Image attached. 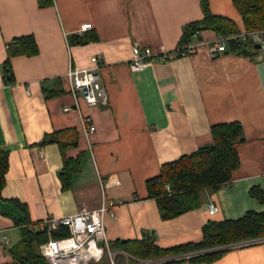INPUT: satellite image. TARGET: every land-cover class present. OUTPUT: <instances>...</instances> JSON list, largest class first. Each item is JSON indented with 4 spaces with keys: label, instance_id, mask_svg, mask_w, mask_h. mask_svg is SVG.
<instances>
[{
    "label": "crops",
    "instance_id": "1",
    "mask_svg": "<svg viewBox=\"0 0 264 264\" xmlns=\"http://www.w3.org/2000/svg\"><path fill=\"white\" fill-rule=\"evenodd\" d=\"M48 1L40 7L39 0H0V147L8 153L0 203V264H16L9 250L20 241L15 219L24 218L10 201L24 205L35 228L50 218L114 204L103 216L114 264H137L130 254L113 248L117 242L151 239L160 250L199 244L208 223L264 211L250 196L253 188L264 192V44H248V55L226 51L212 57L208 47L218 35L203 30L188 43L195 52L182 55L178 43L183 27L203 17L200 0ZM206 1L213 15L231 19L239 34L247 33L233 0ZM86 23L92 29L80 33ZM84 33L97 40L68 44V37ZM23 36L34 38L38 53L11 58L14 82L6 84V49ZM134 45L171 58L131 72ZM92 57L101 64L107 106H89L79 93L75 99L64 76L69 67H91ZM64 107L71 110L64 112ZM84 117L95 126L90 135L83 130ZM221 123L242 127L235 145L238 168L218 189H201L197 208L162 219L145 182L162 165L209 145L211 126ZM65 129L76 132L77 144L64 154L56 144L37 146L45 135ZM64 159L79 161L68 176H63ZM209 205L218 211L209 215ZM212 251L218 254L195 264H264V245ZM98 264H109L108 258Z\"/></svg>",
    "mask_w": 264,
    "mask_h": 264
},
{
    "label": "trees",
    "instance_id": "2",
    "mask_svg": "<svg viewBox=\"0 0 264 264\" xmlns=\"http://www.w3.org/2000/svg\"><path fill=\"white\" fill-rule=\"evenodd\" d=\"M202 19L187 23L182 30L178 48L186 46L190 40L203 30H212L218 36L232 37L239 34V30L229 18L213 15L206 0H200ZM50 4L48 0H39L40 7ZM235 9L241 16L246 32L264 30V0H233ZM94 34L72 35L68 37V44L84 45L95 42ZM250 43L238 41L236 52L249 54L246 46ZM38 53L37 45L32 36H23L13 39L6 49V60L2 65V75L6 84L14 82L11 68V58L16 56H34ZM166 61V60H164ZM50 95V94H48ZM50 97V96H48ZM212 142L200 147L196 152L184 155L176 161L162 165L160 173L145 182L148 197L157 203L159 215L162 219H172L186 211L199 206V191L210 187L214 190L227 183L232 173L239 166V157L235 145L242 138V127L239 123H221L210 128ZM56 144L62 154L77 144V135L73 129H65L45 135L37 146ZM78 159H64V174L69 175L78 168ZM8 168V153L0 147V203L5 186V174ZM65 184L66 179L62 180ZM168 186L169 190L166 189ZM250 196L255 198L264 207V192L253 188ZM21 210L24 218L15 219L20 228V241L9 250L16 264H47L39 254L38 247L47 242L49 235L46 229L41 230L40 224L35 228L27 216L24 205L17 201H10ZM42 225V224H41ZM203 239L199 244H187L169 250H160L154 246L151 239L142 241H120L113 248H121L136 260H159L168 257L188 256L186 259L167 260L160 264H183L185 260L195 264L208 261L217 252L212 251L222 245L244 241L264 236V211L261 213L248 212L235 221L208 223L202 229ZM52 238L68 235L65 227L59 226L50 233ZM199 253L198 255L195 253ZM217 253V254H216Z\"/></svg>",
    "mask_w": 264,
    "mask_h": 264
},
{
    "label": "built area",
    "instance_id": "3",
    "mask_svg": "<svg viewBox=\"0 0 264 264\" xmlns=\"http://www.w3.org/2000/svg\"><path fill=\"white\" fill-rule=\"evenodd\" d=\"M92 29L90 23L80 27V33ZM230 39L237 42L264 44V32L254 31L238 34L232 37L218 36L208 47V53L214 57L228 51L227 43ZM132 57L128 67L131 72H138L144 69L150 62L164 61L171 57L166 52L155 54L149 48H140L134 45L131 48ZM195 52V47L186 45L180 48L182 55H190ZM91 67L81 69L69 67L65 73L68 82L69 92L75 99H79V93L85 103L89 106L102 107L108 105V96L101 84V77L98 70L101 67L97 57L90 59ZM70 107H64L63 111H70ZM83 130L86 135L95 131V126L90 118L84 117L82 120ZM166 189L169 190L168 186ZM114 204L102 205L98 209L82 211L73 215L50 218L40 225L41 230L46 229L49 239L38 247L39 254L46 260L47 264H98L104 257L108 258L109 264L113 263L114 253L110 250L105 237L103 216L109 212ZM218 211L215 205H209L208 214L213 215ZM59 226L68 230V235L60 238H52L51 232L56 231ZM255 245H264V236L247 239L236 245L227 246V249L242 248ZM137 264H160L161 260H141Z\"/></svg>",
    "mask_w": 264,
    "mask_h": 264
},
{
    "label": "water",
    "instance_id": "4",
    "mask_svg": "<svg viewBox=\"0 0 264 264\" xmlns=\"http://www.w3.org/2000/svg\"><path fill=\"white\" fill-rule=\"evenodd\" d=\"M228 51L229 52H235L238 47V43L235 39H230L227 43ZM257 48H261V45H256Z\"/></svg>",
    "mask_w": 264,
    "mask_h": 264
},
{
    "label": "rangeland",
    "instance_id": "5",
    "mask_svg": "<svg viewBox=\"0 0 264 264\" xmlns=\"http://www.w3.org/2000/svg\"><path fill=\"white\" fill-rule=\"evenodd\" d=\"M239 242H241V241H238V242H234V243H230V244H227V245H222V246H219V247H227V246H230V245H236L237 243H239ZM218 247V248H219Z\"/></svg>",
    "mask_w": 264,
    "mask_h": 264
}]
</instances>
